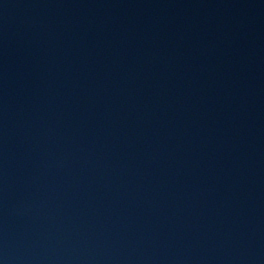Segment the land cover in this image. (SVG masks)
<instances>
[{
    "label": "water",
    "instance_id": "obj_1",
    "mask_svg": "<svg viewBox=\"0 0 264 264\" xmlns=\"http://www.w3.org/2000/svg\"><path fill=\"white\" fill-rule=\"evenodd\" d=\"M0 264H264V0H0Z\"/></svg>",
    "mask_w": 264,
    "mask_h": 264
}]
</instances>
